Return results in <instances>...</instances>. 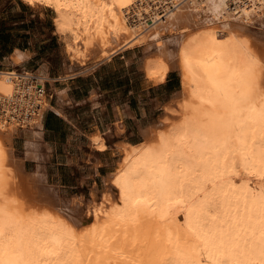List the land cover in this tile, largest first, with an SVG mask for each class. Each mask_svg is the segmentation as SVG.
Here are the masks:
<instances>
[{"label": "bare ground", "instance_id": "6f19581e", "mask_svg": "<svg viewBox=\"0 0 264 264\" xmlns=\"http://www.w3.org/2000/svg\"><path fill=\"white\" fill-rule=\"evenodd\" d=\"M23 1L53 10L73 58L151 41L146 78L182 87L74 220L16 197L4 136L39 126L47 94L0 72V264H264V54L240 34L264 27V0Z\"/></svg>", "mask_w": 264, "mask_h": 264}, {"label": "crops", "instance_id": "0c3cea01", "mask_svg": "<svg viewBox=\"0 0 264 264\" xmlns=\"http://www.w3.org/2000/svg\"><path fill=\"white\" fill-rule=\"evenodd\" d=\"M48 8L0 0V72L32 74L47 94L39 126L23 128L10 140L15 149L18 138L24 176L44 196L61 191L50 179L49 170L55 165L75 178L91 169L93 175L79 185L95 181L93 176L121 151L122 144L142 141L131 140L135 127L143 137L149 127L160 123L165 105L177 93L171 72L159 84L146 78L144 53L129 55L126 48L110 58L99 52L84 60L73 58ZM97 137L105 149L97 147ZM31 162L36 165L28 170Z\"/></svg>", "mask_w": 264, "mask_h": 264}, {"label": "rangeland", "instance_id": "374dc122", "mask_svg": "<svg viewBox=\"0 0 264 264\" xmlns=\"http://www.w3.org/2000/svg\"><path fill=\"white\" fill-rule=\"evenodd\" d=\"M40 7H47V6L41 5ZM48 11L50 12L51 15H54V12L51 8H48ZM53 23H54V17H53ZM240 34H243L245 36L247 34V37L251 36L250 38L254 40V42L256 43L259 42L257 43L258 44L257 48L259 49L260 53L264 54V27L263 26H260L257 24V25L249 27L248 29H240ZM136 42L135 44L133 43L129 47V50L126 51L129 55L133 53H138L139 56L144 55V54L146 56L147 54H150V53L154 54V48L149 47L151 45L150 43L151 41L149 42V44H144L139 41L137 43ZM147 47H149V49ZM170 75L174 77V80H175L174 87L177 92L176 96H178V93L182 87V84H181L182 79L179 76V73L177 71H171ZM161 112L162 110L158 111L156 114H161ZM163 112H164L163 117H165V115L170 114L165 109ZM156 116L152 117L153 124H156L158 120ZM173 116L174 114H172L171 117ZM160 123L158 125H152L151 128L156 129V127L159 126ZM29 124L32 125L31 123ZM29 124H25L23 127H18L17 129L12 131V133L10 132L11 133L10 135L4 136L5 141H7V143L9 142V146L11 147V151H12V155H11L12 159L9 160L8 164H9V167H11L15 172L13 173V175L15 174V178L12 175L13 178H11L10 180L11 181L10 185L13 184L12 187L15 186L14 187L15 192L19 194V196H21L19 198V196L16 195V197L22 203L28 200L25 204L28 203V205H30L31 207L33 205L38 206L40 204L39 206H42L44 204L43 207L50 206L54 210H58L61 213L65 214L66 216H69V217L71 216L74 220H81L82 218L87 216L86 214L87 210L92 209L94 205L95 206L98 205V202H100V199L106 192L112 193L110 177L112 176L115 170L116 164L122 155L121 151L117 152L113 158H108L106 160L107 162L105 164H107V166L103 167V170H100V174L98 176H93V178H95L94 179L95 181L87 180L86 183H83V185H79V181L85 178V176L90 177V175H93L91 169H87L83 173L82 178H80L79 176L75 178L71 176L70 171L65 170V168L63 167H59V169H57L55 165L54 166L55 168H52L49 170L50 179L51 181H54L55 184L60 186L61 191L60 192L56 191V193L54 194H49V195L44 196V195H41L40 192L37 191L36 187L32 184V182L30 183L28 180H26L24 176L22 166L20 164V160L18 159V156H20L21 154L20 148L19 146H17L19 142L18 138H15V142L17 143L15 146V149H13L12 146L10 145V140L12 139L13 135L16 134L17 132L20 133L21 129L29 127L30 126ZM137 129L138 127H135L134 134L131 137V140L133 142L140 140V139H142L143 141L142 135L138 132ZM35 165H36L35 162H31L30 164L27 165V169L31 170L35 167ZM16 174H18L17 175L18 177L16 176ZM14 184H16L17 186ZM91 188H94V189L91 190ZM22 199L24 201H22ZM30 201L31 203L29 204ZM32 203L34 204L31 205ZM36 206H33V208ZM36 208H40V207H36Z\"/></svg>", "mask_w": 264, "mask_h": 264}, {"label": "built area", "instance_id": "2783aa9c", "mask_svg": "<svg viewBox=\"0 0 264 264\" xmlns=\"http://www.w3.org/2000/svg\"><path fill=\"white\" fill-rule=\"evenodd\" d=\"M160 12V10H159ZM164 13V11H161L159 13V15H162ZM145 20L147 22H150L152 23V19L150 17L146 18L145 17ZM16 75L19 77V83L22 87H29L31 88V93H34L32 97H34V95H36L37 97H41L43 95H46L45 93V88H44V84L42 83V81L37 78L36 76L32 75V74H19V73H16ZM29 97V95H28ZM27 97V98H28ZM35 111H39L41 109V106L40 104H35L33 107ZM22 115V113H21ZM25 124H28V122H24V125Z\"/></svg>", "mask_w": 264, "mask_h": 264}]
</instances>
